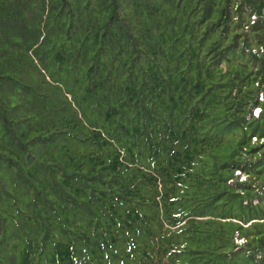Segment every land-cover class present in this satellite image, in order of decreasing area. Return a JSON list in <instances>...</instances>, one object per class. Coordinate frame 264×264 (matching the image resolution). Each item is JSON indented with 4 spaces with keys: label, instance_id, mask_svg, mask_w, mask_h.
I'll return each mask as SVG.
<instances>
[{
    "label": "trees",
    "instance_id": "trees-1",
    "mask_svg": "<svg viewBox=\"0 0 264 264\" xmlns=\"http://www.w3.org/2000/svg\"><path fill=\"white\" fill-rule=\"evenodd\" d=\"M0 264H264V0H0Z\"/></svg>",
    "mask_w": 264,
    "mask_h": 264
},
{
    "label": "rangeland",
    "instance_id": "rangeland-1",
    "mask_svg": "<svg viewBox=\"0 0 264 264\" xmlns=\"http://www.w3.org/2000/svg\"><path fill=\"white\" fill-rule=\"evenodd\" d=\"M257 113H259V110H255L254 114L256 115Z\"/></svg>",
    "mask_w": 264,
    "mask_h": 264
}]
</instances>
